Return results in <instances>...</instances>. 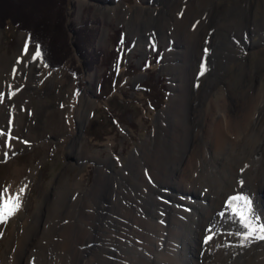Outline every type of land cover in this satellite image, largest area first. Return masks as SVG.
Here are the masks:
<instances>
[{
  "label": "rangeland",
  "instance_id": "obj_1",
  "mask_svg": "<svg viewBox=\"0 0 264 264\" xmlns=\"http://www.w3.org/2000/svg\"><path fill=\"white\" fill-rule=\"evenodd\" d=\"M65 20L71 51L55 69L36 56L26 32L0 28V85L19 60L14 74L30 90L7 132L15 145L0 147V193L18 195L20 204L0 221V264H60L69 214L76 212L77 241L95 186L108 191L104 212L119 214L125 190L154 173L148 143L175 129L188 94L187 107H199L201 120L219 104L232 117L264 105V0H69ZM73 29L86 38L90 69L81 68ZM263 146L256 158L264 157ZM128 173L133 183H125ZM176 179L160 186L175 197L166 199L175 211L188 192ZM81 239L78 249L86 251L82 242L89 249L81 254L75 246L73 264H107L98 257L104 239Z\"/></svg>",
  "mask_w": 264,
  "mask_h": 264
},
{
  "label": "bare ground",
  "instance_id": "obj_2",
  "mask_svg": "<svg viewBox=\"0 0 264 264\" xmlns=\"http://www.w3.org/2000/svg\"><path fill=\"white\" fill-rule=\"evenodd\" d=\"M21 68L22 64L17 60L12 74H2L5 84L0 85V93L4 95L0 102V147L15 145L7 132L10 133L24 107L21 96L30 92L29 88L23 90L14 74ZM186 97L177 126L170 130L173 141H168V128L150 140L146 163L155 169L154 173L146 171L148 178L133 184L135 188H129L130 191L125 190L127 196L119 200V214L116 210L104 212L106 208L101 195L107 196L108 191L101 185L94 187L92 193L97 197L86 204L85 218L79 216L81 238L83 235L93 241L96 237L105 240L98 250V257H102L104 263L264 264V240L252 239L242 247V236L238 233L244 229L227 205L229 197L245 196L251 201L253 214L264 223V201L260 196L264 193V157L256 158L264 145L263 102L250 111L249 105L244 109L248 112H242L238 117H232L229 107L224 109V104L211 106L201 120L199 107H187L186 101L191 94ZM218 111L224 113L215 119ZM175 175L179 177L178 183L187 185L188 190L187 198H182L180 203L176 199L180 205L176 211L171 210L174 203L166 201L175 200V197L169 190L160 188L162 181L171 183ZM123 179L125 183L134 182L130 173ZM122 187L128 189L125 184ZM200 187L203 190L197 194ZM188 195L192 197L188 198ZM57 210L54 208V212ZM75 214V211L69 214L72 222L66 226L62 247L68 253L77 249L85 254L88 243L82 242L86 250L82 251L78 244L83 240H74ZM128 220L135 224V229ZM210 235L213 238L205 242ZM68 253L63 254L60 264L74 263L75 258Z\"/></svg>",
  "mask_w": 264,
  "mask_h": 264
},
{
  "label": "trees",
  "instance_id": "obj_3",
  "mask_svg": "<svg viewBox=\"0 0 264 264\" xmlns=\"http://www.w3.org/2000/svg\"><path fill=\"white\" fill-rule=\"evenodd\" d=\"M68 3L69 0H0V28L13 26L26 32L27 42L38 47L44 64L51 69L59 68L71 51L67 33L62 30ZM59 5L61 8L56 9ZM72 32L75 35L74 47L82 60L81 68L90 69L93 60L86 52V38L79 30L73 29ZM78 70L70 69L76 76L80 75Z\"/></svg>",
  "mask_w": 264,
  "mask_h": 264
},
{
  "label": "snow or ice",
  "instance_id": "obj_4",
  "mask_svg": "<svg viewBox=\"0 0 264 264\" xmlns=\"http://www.w3.org/2000/svg\"><path fill=\"white\" fill-rule=\"evenodd\" d=\"M36 56H40L39 49L36 52ZM203 71L204 69L202 67L201 74H203ZM3 99L4 95L0 93V102H3ZM238 202H242V204ZM227 205L232 210L233 215L239 218V223L244 229L242 233H238L242 236V247L246 246V242L252 239L264 240V223H261L260 218L253 214L251 201L247 197L241 195L229 197ZM19 206L18 195L15 197H5L3 193H0V221L11 216ZM212 238L211 235L206 237L205 242H208Z\"/></svg>",
  "mask_w": 264,
  "mask_h": 264
}]
</instances>
